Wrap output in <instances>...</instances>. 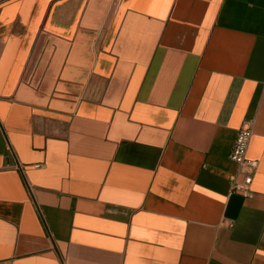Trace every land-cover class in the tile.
I'll list each match as a JSON object with an SVG mask.
<instances>
[{"label": "crops", "instance_id": "0c3cea01", "mask_svg": "<svg viewBox=\"0 0 264 264\" xmlns=\"http://www.w3.org/2000/svg\"><path fill=\"white\" fill-rule=\"evenodd\" d=\"M0 264H264V0H0Z\"/></svg>", "mask_w": 264, "mask_h": 264}, {"label": "built area", "instance_id": "2783aa9c", "mask_svg": "<svg viewBox=\"0 0 264 264\" xmlns=\"http://www.w3.org/2000/svg\"><path fill=\"white\" fill-rule=\"evenodd\" d=\"M252 135L253 132L250 125L239 129L229 155L231 161L237 165V174L231 178V190L242 193L247 197L251 195L250 185L259 165L258 161L247 158ZM238 174L244 176L242 183H238L236 180Z\"/></svg>", "mask_w": 264, "mask_h": 264}]
</instances>
